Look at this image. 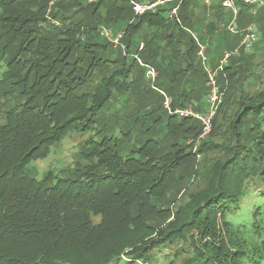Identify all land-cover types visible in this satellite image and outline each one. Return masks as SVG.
Instances as JSON below:
<instances>
[{
	"label": "trees",
	"instance_id": "1",
	"mask_svg": "<svg viewBox=\"0 0 264 264\" xmlns=\"http://www.w3.org/2000/svg\"><path fill=\"white\" fill-rule=\"evenodd\" d=\"M48 2L0 0V62L4 66L0 77V264H98L99 256L93 252L103 237L107 240L111 233L134 238L136 234L127 231L156 229L160 216L170 215L180 218L170 231L195 230L206 239L181 264H264V79L254 95L238 93L230 82L242 59L236 55L229 59L218 74L226 97L213 120L226 141L205 142L198 149L203 155H211L209 150L215 148L221 153L210 190L199 198L196 191L177 206L163 204L165 184L173 171L195 157L189 141L199 134V124L167 114L171 131L167 144L147 140L129 151V140L138 132L128 122L117 137L102 133L96 124L126 89L128 79L140 83L145 78L146 68L137 59L155 66L149 47L160 33L165 32L161 39L167 43L181 44L187 70L193 71L196 42L182 29L192 27L200 8L191 11V0H182L180 21H176L161 7L134 17L128 0H59L49 12L58 22L52 24L45 19ZM213 8L219 17L223 8L219 4ZM245 10L250 12L248 6ZM216 20L209 26L215 30ZM103 30L114 38L121 32L119 45L114 46ZM110 48L120 50L121 60L111 59ZM202 76L205 81V72ZM151 89L160 96L159 90L166 94L159 86ZM167 93L173 107L193 105L184 90ZM72 132L89 135L76 155L77 166L80 159L89 162L80 167L82 174L59 177L49 171L42 178L31 176L26 166L45 158ZM249 194L256 198L250 215L253 221L244 224L239 217L247 208ZM209 212L218 213L224 226L246 233L244 246L233 242L240 249L224 250L222 244L220 250L217 233L204 220ZM168 233L148 237L143 247L127 246L130 251L119 255L110 253V245L98 249L106 259L101 264L151 260L150 250L171 243Z\"/></svg>",
	"mask_w": 264,
	"mask_h": 264
},
{
	"label": "rangeland",
	"instance_id": "2",
	"mask_svg": "<svg viewBox=\"0 0 264 264\" xmlns=\"http://www.w3.org/2000/svg\"><path fill=\"white\" fill-rule=\"evenodd\" d=\"M57 1L59 0H56L55 3ZM139 1L142 3H147L152 0ZM176 2H166L165 4H162L158 7L168 9L167 13H169V8L175 5ZM82 4L84 5L85 3L83 2ZM195 4V9L200 8L199 10L195 11L193 21L198 26V28L193 23L192 27L188 25V28L182 30H184L183 32L185 34L188 32L187 35H191L193 39L195 37L199 42L201 41V43L207 44L205 59L207 65L212 67L213 69L217 66L218 60L222 57L223 53L234 49L240 42L241 37L239 35L241 34L234 35L231 32V28H239V30H242L245 25L252 23V21H254L253 23L255 24V26L257 25V23L261 25V23L258 21L259 19L264 18V7L259 8L257 14L253 16L250 15L251 12H249V10H245V5L243 3L237 1L236 7L238 9L239 15L236 16V18L234 19L235 21H233L232 13L231 11H229V9L223 10L218 22V27H216L218 30L217 33L211 34V40H209L208 42H204L207 35L209 34L207 30L211 31V28L206 27L205 24V22L208 20V18L205 17L207 14V6L203 3V0H196ZM133 15L134 17H138V15H135L134 13ZM170 19L175 20L174 17ZM178 21H180V19ZM232 21L233 24H230ZM261 26L264 27V25ZM171 27H173V23H170V28ZM213 30H215V28ZM261 31L262 35L258 38V40L255 41L254 45L249 51L240 49L237 55L234 57L242 59V61H240V63L238 64V72L232 77L230 83L233 87L235 86L237 88L238 93L239 91L243 90V92L241 93L244 95H254L258 91L260 81L264 79V28H261ZM107 32L110 39L114 38L111 36L109 30H107ZM146 32L147 28L146 26H144L143 34H145ZM172 32L175 34L177 33V30L174 28ZM120 33L121 32H119V34ZM164 33L165 32L160 33V36L155 39L149 47V53H151V55L153 56V63L155 64V68H153L155 69V71H157L155 80L152 81L151 78H147L146 72L145 78H142V81L140 83L133 82L132 79H128L126 89L121 94H119L117 99L109 108L110 110H108V112L103 111L102 114H100L99 120L96 124L97 128L101 130L102 133L108 136L117 137L123 135L121 129L123 127V124L128 122V127L132 126L134 132H138V136L135 135V133L132 134L126 149L127 151H129L130 148L140 146L141 142L146 143L147 140H159L161 141L162 145H164L167 144L171 139V136L169 135L171 131L168 128L169 116L167 115L168 113L163 110V101L161 100L163 97L161 98L162 95L160 96L157 92L151 89L153 85L162 88L169 97L170 95L167 93L169 91L175 93L176 91L184 90V92H186L185 96L187 97L188 102L192 101V106L194 108L192 106L191 107L193 109H196L200 112L202 111V113H204L208 109V103L206 101V77L204 81L202 76V73L204 72V66L202 64L201 57H199L197 53L196 56L193 54L194 66L191 65L193 71L188 72L187 59L185 57L186 54L183 51V47L180 43H175L173 45L167 43L166 40L161 39ZM119 34L115 38L121 36ZM142 45L143 41L140 42L137 49L138 51L142 48ZM179 48H181V51L179 50ZM108 52L111 54L110 57L112 60L116 59L117 56L118 60H121L120 50L110 48ZM129 62H131V60ZM3 70V63L0 62V77ZM130 75L132 76V74ZM141 92H144V94L139 95V93ZM224 96L225 90L223 93L222 102L215 113V117L223 103ZM218 116L216 118H218ZM180 118L181 117H176L177 120H180ZM190 121H192L190 122V124L198 123V121L195 119H190ZM134 127L136 129H134ZM221 130L222 129L218 130L215 126H213L212 123L209 135L203 139L197 138L198 149L201 148V145L205 142H210L208 144L214 142L222 144L226 137L219 134V131ZM213 134L214 136L212 138H215V140H211V136ZM88 137L89 135H87L86 133H70L69 135L64 137L56 146H54L45 158L31 161L26 166L28 173L37 179L44 177L49 171L53 172L52 174H56V176L59 177H63L66 175L73 176L74 174L76 176H79L80 174H82L80 171V167L82 165H86L88 161L80 159L81 165L77 166L75 162L77 160L76 155L78 154V149L80 148V142ZM138 137L142 139L138 140ZM176 138H178V135L176 136ZM209 152L211 155L206 154L205 152H203V155L202 152H199L197 156L190 157L189 160L184 161L177 169L173 171L169 180L165 184L166 186L163 195V204L167 203L177 206V204L179 203L182 204L184 202V199H188L191 195H196V191H200L196 195L197 198H199L210 190V182L212 181L214 172L218 167V157L221 153L217 152L216 148L213 151L209 150ZM78 167L79 169H77ZM245 199L248 205L247 208H242L243 215L240 216L239 219H245L242 221V223L248 224L253 221L252 218H250V215L254 209L253 203L256 202V198L254 195L249 194ZM174 218L175 217L173 215H170L166 219L165 216H160L158 227L153 230H151L149 227L147 229L134 232L127 231L128 233H135L136 237L134 238H129V235L118 238L116 234L111 236L110 233V235L107 236V240H105L106 237L105 239L104 237L102 238L101 244L93 253L98 254V262L103 263L106 261V259H102L103 255L101 253H97L98 249L102 251L105 246L110 245V253L119 255L123 254L124 251H130L129 249L127 250V246L137 244V247H143L148 244V237H163L165 233L169 232L167 236L170 237L169 241L171 243L166 244L159 249L153 251L150 250L149 254L152 257H150L151 260L147 258L143 259L147 261H143L141 259L139 263L168 264L170 261H172V264H181L183 260L191 257L194 246H200L204 244L206 239H201L199 233L195 230L190 231L189 229H187L184 230V233H174V231H170L171 229L175 230L173 226L176 225V222L178 220H180V218L177 216L175 220ZM205 219L206 224L210 228V230L213 229L214 232L217 233L215 236V243L217 244V246H220V250L223 251V249H240V246L232 245L233 242L244 246V238L248 237L247 235H245L246 233L240 232L234 226L230 228L224 226V223H222L221 220V216H219L218 213L215 214L213 212H209L206 216H204V220ZM171 220L175 221V224H171ZM138 232H143L146 235L139 236ZM158 233H161V235H159ZM103 240L105 241L102 242ZM228 240L231 243L230 245L228 243ZM222 244L224 245L223 249H221ZM181 252L182 254H179ZM173 253L174 255L175 253H178L179 255L173 257ZM124 255H121V258L123 260H127V257L125 256V258ZM229 260V262L232 261L231 258Z\"/></svg>",
	"mask_w": 264,
	"mask_h": 264
},
{
	"label": "built area",
	"instance_id": "3",
	"mask_svg": "<svg viewBox=\"0 0 264 264\" xmlns=\"http://www.w3.org/2000/svg\"><path fill=\"white\" fill-rule=\"evenodd\" d=\"M56 0H49L48 2V9L47 13L45 15L46 22H50L52 24H58V22L53 19L49 12L53 8ZM96 0H87V3H93ZM177 1L174 6H172L169 9L168 17L169 18H175L176 21H178V10L180 8L182 0H152L147 3H142L138 0H128L133 13L135 15H142L146 11H153L158 6L165 4L166 2H173ZM222 8L229 9L232 13V19L236 18L238 15V9L236 7V2L239 1L243 3L245 6H248L250 8L251 15H256L258 12V9L261 7H264V0H217ZM204 4H209L210 0H203ZM233 21L230 24H233ZM105 35L108 36L109 40L112 41L114 46L119 45V39L118 38H112L110 39L109 34L106 30L102 31ZM231 32L233 34H241L242 39L238 46H236L234 49L230 51H226L223 53L222 57L218 60L217 66L213 69L212 67L208 66L205 59V51L207 44L199 42L195 37V42L197 44V55L201 57L202 64L204 66V72L206 74V87H207V95H206V101L208 103V109L206 112L202 113L200 111H197L193 109L191 106H186L184 108L179 107H173L171 104V100L168 95H166L163 91L159 90V93L163 97V108L166 110L168 114L175 115L177 117L181 118H190L195 119L198 121L200 126V132L197 135L196 138L190 140L189 142L193 145L192 147V153L197 156L199 154L198 152V144H197V138L203 139L206 136L209 135V132L211 130V126L213 123V119L215 117V113L219 107V105L222 102L223 93L224 90L221 89L220 84L218 83V74L222 72L225 68V66L228 64L229 59L237 55L238 51L240 49L249 51L251 47L254 45L255 41L257 40V34L254 28L253 23H249L243 27L242 30L239 29H232ZM122 49H124L122 47ZM139 60V59H138ZM141 65L145 66L146 68V77L151 78L152 81L156 78V71L155 69L147 64H143L141 61H139Z\"/></svg>",
	"mask_w": 264,
	"mask_h": 264
},
{
	"label": "crops",
	"instance_id": "4",
	"mask_svg": "<svg viewBox=\"0 0 264 264\" xmlns=\"http://www.w3.org/2000/svg\"><path fill=\"white\" fill-rule=\"evenodd\" d=\"M195 1L196 0H191V4H190V6H189V9L191 10V11H193L194 9H195V6L194 5H196L195 4ZM217 4H219V2L217 1V0H210V3L209 4H207L206 6H207V8H206V10H207V14H206V16H207V18H208V20L205 22V24H206V27H208V28H210L209 26L211 25V27H212V22H215V20L216 19H218V21H217V24L215 23V26H217L218 25V22H219V19H220V16H221V13H222V11L223 10H226V9H224L223 8V10H221L218 14H220V16L218 17V15H214V6H216ZM220 5V4H219ZM174 6V5H173ZM172 7V6H171ZM170 9V8H169ZM181 8H179V10H180ZM179 10H178V12H179ZM154 11V10H153ZM211 13H213V14H211ZM196 15V14H195ZM218 18H217V17ZM211 18V19H210ZM191 19H193L192 17H191ZM179 20V19H178ZM262 20V21H261ZM259 19V21L258 22H260L261 23V25H264V19ZM193 21H194V19H193ZM254 24V23H253ZM259 23H257V25L255 26V24H254V28H255V31H256V34H257V40H258V38L262 35V31H261V28H264L263 26H261ZM214 26V25H213ZM217 31L218 30H213V28H211V31H208L207 30V32H209V34L207 35V37H206V39H205V41L204 42H208L209 40H211V34H215V33H217ZM234 35H237V34H234ZM241 36V35H240ZM241 39H242V36H241ZM241 41V40H240ZM201 42V41H200ZM240 43V42H239Z\"/></svg>",
	"mask_w": 264,
	"mask_h": 264
},
{
	"label": "bare ground",
	"instance_id": "5",
	"mask_svg": "<svg viewBox=\"0 0 264 264\" xmlns=\"http://www.w3.org/2000/svg\"><path fill=\"white\" fill-rule=\"evenodd\" d=\"M176 2V1H175ZM175 4V3H174ZM230 11V10H229ZM256 28V27H255ZM140 60V59H139ZM153 66V65H152ZM157 72V71H156ZM167 95V94H166ZM162 97V96H161ZM202 112V111H201ZM206 112V111H205Z\"/></svg>",
	"mask_w": 264,
	"mask_h": 264
}]
</instances>
